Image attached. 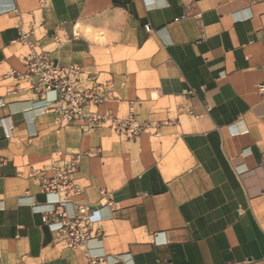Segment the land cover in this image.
I'll list each match as a JSON object with an SVG mask.
<instances>
[{"label":"crops","instance_id":"crops-1","mask_svg":"<svg viewBox=\"0 0 264 264\" xmlns=\"http://www.w3.org/2000/svg\"><path fill=\"white\" fill-rule=\"evenodd\" d=\"M29 40L111 80L125 114L157 130L59 128L40 95L8 78ZM55 34L68 37L59 49ZM264 0H0V264H264ZM172 139L167 150L163 140ZM71 151L98 237L70 250L29 177ZM64 209H58L61 213Z\"/></svg>","mask_w":264,"mask_h":264},{"label":"built area","instance_id":"built-area-1","mask_svg":"<svg viewBox=\"0 0 264 264\" xmlns=\"http://www.w3.org/2000/svg\"><path fill=\"white\" fill-rule=\"evenodd\" d=\"M32 31L33 27L28 31L22 30L18 41L27 48L22 56L24 70H12L6 77L23 81L29 90L40 95L54 93L53 104L47 111L58 115L56 124L59 128L77 126L83 133L107 128L126 140H134L144 133L157 130V125L137 119L136 101H127L123 115L110 108L102 110L107 104L120 100L114 92L113 81L101 80L79 64L56 62L51 51L29 40ZM68 41L64 35L54 36L56 49L62 48ZM257 90L263 96L264 83L258 85ZM88 155V152L71 151L65 155V159L44 168H33L28 174L42 193L57 195L58 200L53 208L42 212L43 219L50 223L52 231L63 237L70 250L85 248L90 240L99 235L95 226L100 220L95 217L89 204L76 203L71 213L66 210L67 205L84 194L74 175L80 169L82 158ZM58 209L64 211L58 213ZM87 256L92 264H100V257L89 253Z\"/></svg>","mask_w":264,"mask_h":264},{"label":"rangeland","instance_id":"rangeland-1","mask_svg":"<svg viewBox=\"0 0 264 264\" xmlns=\"http://www.w3.org/2000/svg\"><path fill=\"white\" fill-rule=\"evenodd\" d=\"M125 107L127 108V104H126ZM134 140H136V139H134ZM163 141H164V148L166 150L172 146V143H173V140L172 139H167V140H163Z\"/></svg>","mask_w":264,"mask_h":264}]
</instances>
